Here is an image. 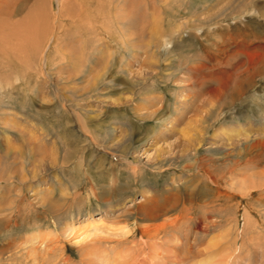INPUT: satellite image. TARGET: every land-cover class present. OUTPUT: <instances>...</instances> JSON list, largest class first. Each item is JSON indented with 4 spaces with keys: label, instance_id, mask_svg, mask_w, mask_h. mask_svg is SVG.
I'll return each instance as SVG.
<instances>
[{
    "label": "rangeland",
    "instance_id": "rangeland-1",
    "mask_svg": "<svg viewBox=\"0 0 264 264\" xmlns=\"http://www.w3.org/2000/svg\"><path fill=\"white\" fill-rule=\"evenodd\" d=\"M69 1L0 0V264H264V0Z\"/></svg>",
    "mask_w": 264,
    "mask_h": 264
},
{
    "label": "bare ground",
    "instance_id": "bare-ground-1",
    "mask_svg": "<svg viewBox=\"0 0 264 264\" xmlns=\"http://www.w3.org/2000/svg\"><path fill=\"white\" fill-rule=\"evenodd\" d=\"M58 1H59V3L61 4V5L59 4V5H60L61 13L64 14V13L66 12V11H64V6H65L67 3L69 4L71 1H69V2H66V0H58ZM98 3H99V1H98ZM71 4H72V3H70V5H71ZM67 7H68V6H67ZM67 9H68V8H67ZM68 11H69V9H68ZM68 13H69V12H68ZM129 14H130V13H129ZM66 15H67V14H66ZM12 37H13V35H12ZM11 39H12V38H11ZM11 39H10V40H11ZM18 43H19V44H20V43L22 44L23 42H22V40H21V41H19ZM17 47H21V46L18 45ZM15 49H17L16 46L13 47V50H15ZM253 53H254V52H253ZM257 74H258V72H257ZM251 75H252V74H251ZM254 75H255V73H254ZM249 77L251 78V77H253V76H249ZM212 94H213V93H212ZM214 96H215V94H214ZM217 97H219V96H217ZM217 97H216V98H217ZM244 135L247 136L248 134L245 132ZM101 224H102V223H101ZM98 226H99V225H98ZM101 226H102V225H101ZM100 228H101V227H100ZM100 228H99V229H100ZM90 229H91V230L88 231V232H87V231H84V232H85V235L96 234V233L98 232V227H97V226H96V227H93V226H92ZM103 231H104V230H103ZM84 232H83V233H84ZM77 233H78V232H77ZM77 233H76V234H77ZM80 233H81V232H80ZM80 233H78L77 235H79ZM99 233H100V232H99ZM101 233H102V232H101ZM154 233H155V232H154ZM99 235H100V234H99ZM83 236H84V235H83ZM76 237H77V236H76ZM87 237H88V236H87ZM77 238H79V237H77ZM89 238H90V237H89ZM80 239H81V238H80ZM95 239H96V238H95ZM78 240H79V239H78ZM83 240H84V239H83ZM79 241H80V240H79ZM204 253H205V252H204ZM202 255H203V254H202ZM200 256H201V255H200ZM209 259H210V258H209ZM206 261H208V259H207ZM200 264H206V263H205V261H203V262H201ZM207 264H208V263H207Z\"/></svg>",
    "mask_w": 264,
    "mask_h": 264
}]
</instances>
